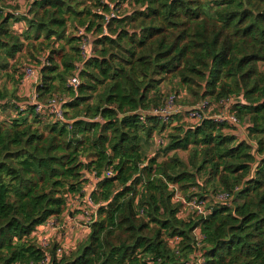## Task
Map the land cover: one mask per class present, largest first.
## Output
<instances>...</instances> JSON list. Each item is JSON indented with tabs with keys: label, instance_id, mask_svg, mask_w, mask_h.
Returning <instances> with one entry per match:
<instances>
[{
	"label": "trees",
	"instance_id": "16d2710c",
	"mask_svg": "<svg viewBox=\"0 0 264 264\" xmlns=\"http://www.w3.org/2000/svg\"><path fill=\"white\" fill-rule=\"evenodd\" d=\"M102 1L33 0L21 16L2 10L0 76L26 52L39 61L36 99L68 97L70 123L44 122L33 105L20 111L21 91L0 87V112L17 113L0 121V264L42 262L48 254L35 232L62 222L87 173L110 168L115 176L93 194L102 206L89 236L61 258L55 243L48 264H187L195 252L202 264H264V0H130L136 8L107 26ZM81 28L99 36L86 62L70 33ZM81 63L74 90L68 81ZM167 80L200 99L236 97L232 110L248 124V139L205 119L173 127L149 159L146 142L175 119L142 112L163 105ZM176 186L188 200H206L213 189L215 201L225 192L233 203L214 202L205 216L184 220Z\"/></svg>",
	"mask_w": 264,
	"mask_h": 264
},
{
	"label": "built area",
	"instance_id": "2783aa9c",
	"mask_svg": "<svg viewBox=\"0 0 264 264\" xmlns=\"http://www.w3.org/2000/svg\"><path fill=\"white\" fill-rule=\"evenodd\" d=\"M26 0H8V4L12 6L22 5ZM105 5L110 9L109 14L105 15V25L107 26L112 20L119 18L120 13L117 12L120 8L123 7V3L119 0L118 4L113 5L110 3V0L102 1ZM122 3V4H121ZM102 11V10H98ZM18 11L14 13L15 16H18ZM2 15V9L0 8V17ZM108 34L107 27L104 28V35ZM77 37L80 39V55L82 58V62H86L93 57L94 51L92 49V42L90 41L91 33H88L85 28H81L76 33ZM83 70V65H78L75 69V74L70 78L68 82V86L77 90L80 86L81 81L79 78V73ZM40 70L38 67L33 65H27L23 70V78L21 82V92L22 88L25 86H30V89H34L35 86L40 84ZM21 95V94H20ZM23 96V95H21ZM35 102L32 104L36 107V113L38 115H44L47 118H50L57 122H65L70 123L65 120V110H64V102L59 99L52 98L46 103H40L36 101L35 92L31 95ZM236 97H232L229 99H221L220 101L212 104L207 100H203L194 106L191 110L186 113H182L180 108L177 107V94L171 95L167 98L166 102L159 108L150 110L148 112H142V115H153L159 118L161 121L165 123H169L174 116L183 115V119L187 122L200 124L205 119H210L217 124H227L228 126L240 127L241 121L239 120L236 112H230L229 109L234 106L237 102ZM218 109L219 112L213 114L211 116H206L208 110L214 111ZM222 109V111H221ZM173 117V118H172ZM142 121H144V117H142ZM163 143V142H162ZM115 176V172L112 168L106 170L101 177L97 176V173L86 174L84 177V185L81 193H76L74 195H70L68 199V211L66 213V218L70 219L64 224H57L56 220H50L45 225L38 228L39 231L48 234L51 232H55L59 235H62L65 241V235L67 233V226L74 218L75 220L81 222L82 225L86 226V228L90 231L92 224L96 221L98 210L102 206L100 203H96L93 194L98 190V184L105 178H112ZM176 198V197H175ZM230 194L228 193H220L216 195V202H229ZM197 213L199 215H206L207 213V200H196L194 203ZM76 215L77 217H75ZM82 220V221H80ZM57 224V225H56ZM37 230V231H38ZM204 239L201 233H198V247H201V241ZM46 242V240L44 241ZM66 242V241H65ZM47 244H44V248ZM71 248V247H70ZM64 247H59L58 252L64 250ZM50 261L49 256L47 255L42 262L39 264H48ZM203 260L201 257V253L195 252L191 255L190 260L187 264H202ZM34 264V263H32Z\"/></svg>",
	"mask_w": 264,
	"mask_h": 264
},
{
	"label": "rangeland",
	"instance_id": "374dc122",
	"mask_svg": "<svg viewBox=\"0 0 264 264\" xmlns=\"http://www.w3.org/2000/svg\"><path fill=\"white\" fill-rule=\"evenodd\" d=\"M33 0H26L24 3H22V5H18L16 6V8H11L10 5H8V0H0V8L3 11H8L11 13H16L17 11L19 13H23L25 15L26 11L29 9L28 7L30 6V3ZM113 5L118 4L119 0H111V2ZM123 3V7L120 8L119 12L120 16H122L123 14L132 12L136 7H134L130 0L127 1H122ZM121 3V4H122ZM109 14V13H107ZM22 14H18V16H21ZM20 24V23H19ZM22 27H18L17 30H15L17 32V34H21L23 31L26 30V25L25 23H22ZM76 30H71L70 33H74L75 34ZM78 31V30H77ZM76 31V33H77ZM92 34V33H91ZM109 34V31H108ZM99 36L96 35H92L90 36V41L92 42V49L94 51L93 55H96V50H97V46L95 44V40L98 38ZM45 53H43L40 56V59L44 60L45 59ZM39 61H31V59H29V57L27 56V53H23L22 55L18 56V58L16 59V61H11V65H10V71L9 73H2V75L0 76V87H4L7 88L9 91H13L17 89V93H19L21 91V86H20V78H22L23 76V70L27 65H32L35 64V66L38 64ZM262 70H264V65L261 66ZM10 75V76H9ZM12 77V78H11ZM20 77V78H19ZM70 80V79H69ZM69 82V81H68ZM161 93H160V105L164 104L167 100V98L171 95H176L177 94V107L180 108L182 113H186L187 111L191 110L194 106H196L198 103H200L203 100H207L209 102H211L212 104H215L216 101H214L213 99L210 98H204V99H200L197 98L191 94H189L185 89H182L178 86L177 81L174 82H170L169 80H167L166 82H164L161 87ZM34 94V89H30V96H21L19 97L21 99V101H19L17 103V107L20 109V111L23 109H25L26 107H30L32 106V104L35 102V100L33 99V97H31V95ZM19 95V94H18ZM23 97V98H22ZM55 98V96L53 97ZM57 99H59L60 101H63L67 99H69L68 97L64 98H60V97H56ZM36 101H38L36 99ZM40 102V101H38ZM43 103V102H41ZM233 107L232 106L229 111L233 112ZM222 111V109H221ZM217 112H219L218 109H215L214 111H210L208 110L206 113V116H211L213 114H216ZM0 116L2 117L0 119V121H10L12 119H16L17 118V113L15 111V109L13 107H8L5 111L0 112ZM173 118V117H172ZM180 120L178 121L177 119ZM175 119L174 121H172L171 126L162 134H155L153 139H151L150 141L146 142L145 145V149L147 151V156L149 159L156 157L157 155H160L161 153V149L162 147L164 148V146H162L161 144L166 143V139L169 133L171 132V129L175 126H194V125H198L195 123H191V122H187L183 119V115H180L179 117L174 116ZM47 120H52L50 118L45 119L44 122H48ZM201 124V123H200ZM247 123L245 122H241L240 127H234V126H227L228 128L226 129L227 133H231L233 135H235L239 141L243 140V139H248V132H247ZM163 140V141H162ZM163 142V143H162ZM166 145V144H164ZM179 157L187 162L188 161V153L185 151H179L178 152ZM165 158L161 157L159 159V161H163ZM200 183L204 184V181H200ZM209 186H207L208 188ZM198 189L194 188L193 192H197ZM176 193H175V202L181 205L180 208V214L179 217L181 219L187 220L190 219L192 216H198L196 207L194 205L196 200H199L197 198H192L190 200H188L186 198V196L184 195V193H182V191L180 190V188L178 186H176ZM198 193V192H197ZM213 193V189H211L210 191H208V194L206 195V200L208 201V206H210V204L216 202L214 199V195ZM222 192H219L217 194H220ZM225 193V192H224ZM234 197V196H233ZM233 198L231 199V201H229L230 205H232ZM68 218H66V216L62 219V222L60 223L57 222V224H64L65 222H67ZM79 219L75 220L74 218L71 220V222L68 224V228H67V233L65 235V241L63 240V236L59 235L55 232H51L48 234H45L41 231H36L35 232V237H37V239L35 238V240L37 241V244L44 249V251H46V253L48 254V256L51 253V249L54 246L55 243H59L58 247H64L65 249L61 252V254H59V252H57V258H61L63 253H70L75 250L82 242H84L86 240V238L89 236L90 231L86 228V226L82 225L81 222L78 221ZM82 221V220H80ZM56 224V225H57ZM34 237V236H33ZM46 240V242H44ZM44 244H47V246L44 248ZM71 247V248H70ZM74 252V251H73ZM50 258V256H49Z\"/></svg>",
	"mask_w": 264,
	"mask_h": 264
},
{
	"label": "crops",
	"instance_id": "0c3cea01",
	"mask_svg": "<svg viewBox=\"0 0 264 264\" xmlns=\"http://www.w3.org/2000/svg\"><path fill=\"white\" fill-rule=\"evenodd\" d=\"M18 27H21V24H15V28L17 29ZM30 88H31L30 86L23 87L22 92H20V94L23 96H30ZM74 216L77 217L76 215Z\"/></svg>",
	"mask_w": 264,
	"mask_h": 264
}]
</instances>
